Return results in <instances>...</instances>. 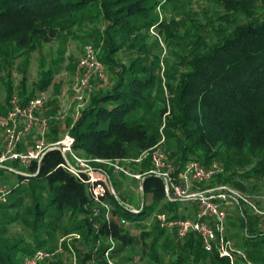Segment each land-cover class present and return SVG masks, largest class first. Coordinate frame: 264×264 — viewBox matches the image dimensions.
Segmentation results:
<instances>
[{"label": "trees", "instance_id": "16d2710c", "mask_svg": "<svg viewBox=\"0 0 264 264\" xmlns=\"http://www.w3.org/2000/svg\"><path fill=\"white\" fill-rule=\"evenodd\" d=\"M160 2L0 0V66L9 65L12 52L17 53L65 34L71 27L87 22L99 23V29L91 27L85 33L83 42L100 49L97 60L105 67L110 85L105 91L96 86L87 105L70 126L68 135L73 138L72 150L77 156L85 159H128L132 148L137 153L132 158L135 159L141 151L154 146L161 136L165 141L176 143L179 152L177 163L184 162L188 155L193 154L198 156L195 159L203 166L216 159L222 163L223 171L230 168L229 162L252 164L244 174L246 177L264 175V18L233 29L203 52L182 58L183 72L170 74L165 71L162 78H157L155 73L159 70V60L149 50L141 51L126 65L117 62L116 54L126 43L138 45L141 32L164 26L154 13ZM214 2L230 10H240L236 0ZM191 35L199 37L194 32ZM50 79L48 70L36 82L35 89L44 90ZM6 95L8 101L11 95L8 86ZM31 97L33 95L18 98L24 102ZM54 101L49 102V113L55 109ZM49 132L53 134V141L59 138L56 136V123L48 125L45 136ZM244 150L248 156L243 159ZM234 156L239 158L233 161L231 157ZM62 163L63 158L58 151L48 150L38 166L35 162L29 164L27 172L34 176L16 175L19 184L29 180L45 184L39 187L48 193L47 208H41L33 200L27 209L30 215L27 226L33 244H23L20 239H7L0 235V264H18L21 255L37 248L46 249L44 239L56 230L63 212L82 215L73 230L83 229L81 234L90 239L93 248L82 256V260L89 259L90 264H105L103 252L106 249L111 247L107 256L112 258L122 246L138 242V237L120 226L114 218L143 221L154 205L163 199L161 181L144 175L141 192L149 194L151 202L142 204L141 209L133 213L105 191L103 201L110 206L112 214V218L105 221L103 208L88 197L85 185L79 179L60 168ZM130 163L137 166L138 173L150 168L148 159ZM100 168L108 178L110 170L104 166ZM222 175L215 176L212 183L224 184L227 178ZM81 178L85 176L81 175ZM19 192L15 186L9 189L8 194ZM17 203L18 200L11 204L0 203V207L16 208ZM176 204L181 205L178 202L165 203L160 212L170 218L187 217L171 209ZM93 210H97L96 216H93ZM158 230L159 234L163 233V229ZM171 235L175 257L168 264H188L189 261L197 264L200 260H206L204 264H232L228 257L219 256L215 249L204 251L194 234L182 239H175L172 232ZM109 238L113 241L112 246ZM247 238L249 248L245 256L249 264H264V234ZM68 245L65 241L60 242L62 250L69 248ZM149 250L154 258L153 247L150 246ZM16 252L19 253L15 255ZM50 260L52 257L39 264H48ZM56 260L62 264V259Z\"/></svg>", "mask_w": 264, "mask_h": 264}, {"label": "rangeland", "instance_id": "374dc122", "mask_svg": "<svg viewBox=\"0 0 264 264\" xmlns=\"http://www.w3.org/2000/svg\"><path fill=\"white\" fill-rule=\"evenodd\" d=\"M236 2L240 10H230L215 3L214 0H169L168 2L161 0L159 8L155 9L154 13L164 26L148 28L146 32H141L139 47L126 43L118 50L116 60L120 64L126 65L141 51L149 50L159 60V70L155 73L157 78H162L165 71L170 74L183 72L185 66L182 58L186 59L198 51L203 52L208 46L220 41L222 37L230 34L237 27H244L250 22L263 20L264 0H236ZM91 27L99 29L101 26L96 22H87L79 27H71L65 34L62 33L46 42L41 41L39 44L26 47L17 53L12 52L9 55L10 59H8L9 65L4 67L1 64L0 66V115L6 109L8 102L5 99L7 86L10 88L11 95L15 94L23 98L30 95L34 96L43 91L49 95V102L52 99L55 100V111L60 109L64 114L63 121L56 123V136L61 137L68 134L70 126L77 118L79 111L87 105L89 95L95 92L96 86L105 91L110 85L106 69L102 66L103 79L93 78L91 80V91L87 98L80 104L70 102L69 89L73 83L74 71L82 47L85 45L83 38ZM193 32L199 37L192 36L191 33ZM93 48L97 58L100 49L94 46ZM48 70L51 72L49 85L44 90L37 91L35 89L36 82ZM52 135L49 132L47 136H44L43 142H52ZM38 142V136L33 134L24 138L22 143H25L24 149H30ZM160 147L168 153V162L172 165L179 162L176 143L163 140ZM77 153L80 154L79 151ZM136 154V150L131 148L128 159L134 158ZM247 156L248 154L244 150L241 157L244 159ZM195 158L198 156L190 154L187 160H196ZM238 158L239 156L231 157L233 161ZM214 162L221 167L222 176L227 178L224 184L244 195L257 211L263 213V215H258L247 207H242L240 211L232 201L223 207L225 237L229 241L232 264H249L245 256L246 250L249 248L247 236L264 234V175L246 177L244 174L250 170L252 164L241 163L237 165L234 162H229L230 168L223 171L222 163L217 159ZM130 164V162H126L125 169L133 174L138 173L136 171L137 166ZM5 166L14 167L13 164L8 163ZM27 171L21 167L18 168L17 172L0 170V185L6 186L7 190L15 186L20 190L17 194H6L4 197L2 204H11L16 200L18 203L16 208L0 207V235L2 238L20 239L21 243L31 245L33 239L30 236V228L27 226L30 220L27 209L33 200H36L41 208H44L48 193L39 187L45 186L42 182L29 180L28 183L26 181L18 183L16 175L26 174ZM107 179H105V183L110 189L107 182L109 181L113 189L112 196L118 202L130 205L131 210H140L142 204L147 205L151 202L149 194H142L141 183L138 180L113 173H108ZM164 204V199L159 200L143 221L124 220L127 224L123 228L138 237V242L133 245H124L117 250L112 258H109L113 264H168L174 259L175 246L171 232L163 230V233L159 234L158 229L160 228L157 227L153 219L162 210ZM171 209L176 210L177 214L183 215L185 212L192 213L193 206L191 207L188 203L176 204ZM46 212L48 213V209ZM10 217L14 219L11 220ZM81 217L82 215L76 212H63L56 230L49 238L44 239L43 245L51 253L63 239V241L69 239V248L63 249L59 255L52 254V260L48 264L54 262L58 264L56 258L62 259V264H90L91 261L89 259L82 260V256L93 250L92 242L89 238L83 237L81 234L83 229L73 230L74 224ZM119 219L122 218H114L115 221ZM47 220L48 216H46L45 221ZM247 229L248 233L246 234ZM72 235L79 237L71 238ZM150 246L155 251L154 258L150 255ZM18 253L16 252L15 255ZM205 262L200 260L197 264H204ZM188 264H192V262L189 261Z\"/></svg>", "mask_w": 264, "mask_h": 264}, {"label": "built area", "instance_id": "2783aa9c", "mask_svg": "<svg viewBox=\"0 0 264 264\" xmlns=\"http://www.w3.org/2000/svg\"><path fill=\"white\" fill-rule=\"evenodd\" d=\"M93 78L103 79V67L96 58L93 46L85 44L82 47L75 67L73 83L69 89L71 103L80 104L87 98L91 91ZM48 103L49 95L43 91L36 93L24 102L20 101L15 94L9 97L5 113L0 115V170L17 172L20 167L27 170L31 162H35L38 166L41 156L46 151L55 149L63 158V163L59 165L60 168L85 185L88 197L103 208L105 221L110 220L112 214L110 206L103 201V198L105 191L111 195H113V191L110 185L109 189L105 183V179H108L100 170L101 166L108 168L110 173L121 174L127 178L138 180L139 183L144 175L153 176L162 183L165 203L178 202L194 205L192 214L185 218H170L162 212L156 214L153 219L158 227L172 232L175 239H182L188 234H194L199 239L204 251L210 252L215 249L219 256H226L230 260L229 241L225 237L224 228V205L232 201L240 211L242 207H247L253 213L263 215L250 204L244 195L225 184L212 183L215 176L222 174V169L216 162H210L208 166H203L194 159L176 165L168 162V153L160 147L163 142L162 137L154 146L141 151L137 158L121 160L79 157L72 150L73 138L68 134H64L50 143H44L43 138L48 125L64 119V114L60 109L53 113H46ZM33 134L38 136V144L33 145L30 149L22 150L23 139ZM144 159H148L150 163V168L146 172L133 174L125 169L126 162L140 163ZM6 163L15 164V166H5ZM81 175H84L85 178L82 179ZM8 192L6 186L0 185V203L4 202V197ZM123 205L133 213L138 212V209L131 210L132 207ZM97 213V210H93V216H96ZM116 222L120 226L127 224L123 219ZM70 237L77 238L76 235ZM68 241L69 239L65 241L67 245ZM108 242L110 246L113 245L110 238ZM110 248L103 252L105 264H113L107 256ZM61 252L60 244L52 253L37 248L28 254L21 255L18 264H39L43 260L50 259L52 254Z\"/></svg>", "mask_w": 264, "mask_h": 264}, {"label": "crops", "instance_id": "0c3cea01", "mask_svg": "<svg viewBox=\"0 0 264 264\" xmlns=\"http://www.w3.org/2000/svg\"><path fill=\"white\" fill-rule=\"evenodd\" d=\"M51 110V106L49 105L48 106V108H47V111H46V113H49V111ZM52 112H55V109H54V111H52ZM52 112H50V113H52ZM47 133V132H46ZM24 145H25V143H22V145H21V149L22 150H27V149H24ZM27 173V172H26ZM108 182V184L110 185V183H109V181H107ZM111 187V186H110ZM112 189V188H111ZM112 191H113V189H112ZM122 204H124L123 202H122ZM188 204H190L191 205V207L193 206V209H194V205L193 204H191V203H188ZM125 205H127V204H125ZM127 206H130V205H127ZM189 213H187V212H185V213H183V215H185V216H190L192 213H190L189 215H188Z\"/></svg>", "mask_w": 264, "mask_h": 264}, {"label": "water", "instance_id": "95a60500", "mask_svg": "<svg viewBox=\"0 0 264 264\" xmlns=\"http://www.w3.org/2000/svg\"><path fill=\"white\" fill-rule=\"evenodd\" d=\"M50 150H52V149H50ZM53 150H55V149H53ZM42 157V156H41ZM41 159V158H40ZM40 159H39V161H40ZM39 163V162H38ZM20 175H23V176H27V177H32V176H34L35 174H20Z\"/></svg>", "mask_w": 264, "mask_h": 264}]
</instances>
